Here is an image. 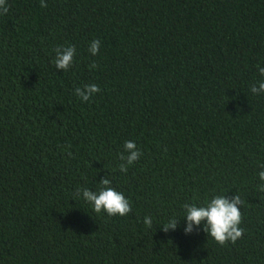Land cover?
Instances as JSON below:
<instances>
[{"label": "trees", "instance_id": "16d2710c", "mask_svg": "<svg viewBox=\"0 0 264 264\" xmlns=\"http://www.w3.org/2000/svg\"><path fill=\"white\" fill-rule=\"evenodd\" d=\"M6 3L0 264H264V93L250 90L264 79V0ZM70 45L73 65L56 68ZM88 84L100 91L84 102ZM125 141L142 153L126 173ZM105 178L126 216L82 198ZM224 194L243 201L242 237L220 245L203 222L186 233L183 205Z\"/></svg>", "mask_w": 264, "mask_h": 264}, {"label": "clouds", "instance_id": "9594fccd", "mask_svg": "<svg viewBox=\"0 0 264 264\" xmlns=\"http://www.w3.org/2000/svg\"><path fill=\"white\" fill-rule=\"evenodd\" d=\"M44 0H41V7H46ZM9 11V6L6 3V0H0V12L2 14H7ZM100 41L93 40L89 46V52L95 56L98 54L100 48ZM56 57L54 60L55 67L63 70H68L74 61V56L76 53L75 46L67 47H57L55 49ZM90 68H95L97 65L92 63L89 65ZM259 74L261 77H264V68L259 66ZM258 85V86H257ZM251 92L253 94L264 93V79L253 84L251 86ZM100 91V88L96 84H88L75 89V95L78 96L82 101L87 102L90 98L97 92ZM70 147V145H69ZM124 151L127 153H121L119 159L123 161L119 165V170L126 173L128 166L136 162L139 157L142 155L140 150L137 148V145L134 141H125ZM68 155L71 156V152H68ZM260 167L264 169V164H261ZM259 179L262 182L259 185L261 191H264V170L258 173ZM100 188L93 192L87 188L82 190V198L92 205L93 211L95 213L106 212L109 216H126L132 211L130 202L123 193L116 191L111 187V181L108 178H105L100 181ZM80 190H78V195ZM243 204L239 195L234 196L231 200L226 197V195H217L214 196L210 201L206 202L202 206L196 204H184L183 208L185 210V219L187 221V227L185 232H191L193 226H200L203 222V231H205L208 236L214 238L216 242L220 245H225L227 242L235 244V242L240 239L244 233V229L240 227L241 224V211L240 206ZM144 224L151 228L153 222L151 217H144ZM178 220L176 218H171L167 223L163 225L162 230L167 233L169 229H176Z\"/></svg>", "mask_w": 264, "mask_h": 264}]
</instances>
